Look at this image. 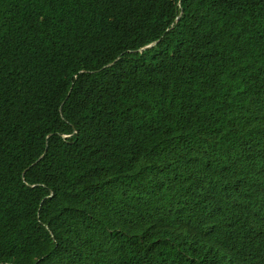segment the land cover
<instances>
[{"label":"trees","instance_id":"16d2710c","mask_svg":"<svg viewBox=\"0 0 264 264\" xmlns=\"http://www.w3.org/2000/svg\"><path fill=\"white\" fill-rule=\"evenodd\" d=\"M0 264H264V0H0Z\"/></svg>","mask_w":264,"mask_h":264},{"label":"water","instance_id":"95a60500","mask_svg":"<svg viewBox=\"0 0 264 264\" xmlns=\"http://www.w3.org/2000/svg\"><path fill=\"white\" fill-rule=\"evenodd\" d=\"M183 14H184V12H182V14H181V16L179 17V19L182 17ZM158 43H159V42H156V43H154V44H152V45H150V46H147L146 48H143V49L137 51L136 53H139V54L145 53L147 50H151V49H153L154 47H156ZM118 61H119V59H118L115 63H113V64H111V65H109V66H107V67H104V69H105V68H109V67H113ZM43 157H44V156H42L39 160H41ZM39 160H38L37 162H39ZM33 165H35V163H34Z\"/></svg>","mask_w":264,"mask_h":264}]
</instances>
